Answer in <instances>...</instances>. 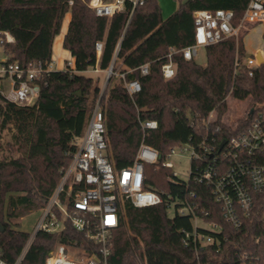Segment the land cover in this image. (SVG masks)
Listing matches in <instances>:
<instances>
[{
    "label": "trees",
    "instance_id": "16d2710c",
    "mask_svg": "<svg viewBox=\"0 0 264 264\" xmlns=\"http://www.w3.org/2000/svg\"><path fill=\"white\" fill-rule=\"evenodd\" d=\"M72 1L0 0V31L8 30L14 37L13 42L0 44L10 61L23 65L51 61L55 37L68 12L63 46L75 59V71H50L33 104L0 103V255L9 263L21 255L31 236L19 228V219L43 207L55 190L84 133L91 103L101 91L99 79L87 70H107L111 65L115 70L122 64L132 69L127 79H138L142 86L131 96L122 81L113 82L111 76L103 97L108 155L116 168L134 162L143 140L157 148L163 160L171 147L204 135L207 125H221V136L229 137L249 125L257 112L264 113V62L249 74L242 33L207 45L205 64L187 60L179 51L173 54L175 76L165 79L161 69L172 48L181 50L194 42L196 10L231 9L232 24L238 26L250 0H180L168 18L158 0H145L136 7L127 2L125 10L112 17L97 15L88 0ZM98 41L103 43L99 56ZM147 62L150 72L142 75L139 67ZM229 96L250 98L254 107L238 120L235 130L223 120ZM213 110L218 118L208 124ZM147 120H156L158 127L144 130L142 122ZM6 129L12 135L3 143ZM4 149L17 155L8 157L1 153ZM145 169L146 187L165 200L145 207L126 200L125 214L113 231L109 264H264V192L255 195L254 207L236 228L224 218L208 185L174 182L166 167L146 164ZM185 197L199 206L198 213L207 221L223 227L218 234L221 243L205 245L198 253L184 245L181 229L192 228V217L171 215L168 202ZM59 243L86 254L99 248L85 232L67 223L61 233L39 231L22 264H45ZM244 253L254 257L242 258Z\"/></svg>",
    "mask_w": 264,
    "mask_h": 264
},
{
    "label": "built area",
    "instance_id": "2783aa9c",
    "mask_svg": "<svg viewBox=\"0 0 264 264\" xmlns=\"http://www.w3.org/2000/svg\"><path fill=\"white\" fill-rule=\"evenodd\" d=\"M127 2L133 7L145 0H88L87 3L99 16L112 17L123 12ZM73 1L70 0V4ZM234 11L231 9H199L194 12V42L181 50L172 48L162 64L165 79L176 74L173 54L181 51L187 60L195 59L201 47L219 42L229 36H238L243 29L255 23H264V0H250L238 26L232 24ZM14 37L8 30L0 31V44L11 43ZM98 56L103 43H96ZM10 55L0 47V103L12 102L17 105H31L38 98L40 85L47 83L46 76L54 67L53 61H31L23 65L10 61ZM249 74L259 63L256 56L246 60ZM66 69L75 71V62L69 61ZM142 75L150 72V63L140 67ZM90 71H102L96 67ZM87 70V71H89ZM98 97L90 107L87 123L78 145L71 155L69 165L62 170L61 178L53 193L41 207L34 231L15 262L9 263L0 255V264H22L25 252L39 231L61 233L71 223L74 228L85 232L86 236L99 244L98 252L81 253L80 249L67 243H59L46 257L45 264H109L111 239L125 214L124 204L129 200L133 205L145 207L164 202L163 194L146 187V164L156 169H171L170 179L174 182L190 180L211 187L215 201L220 205L224 218L234 227L242 226L244 216H248L255 204V195L264 192V113L257 112L249 125L230 135L221 136L222 127L212 128L200 138L190 137L179 145L170 148L163 160L159 150L144 140L140 144L136 158L131 165L116 168L109 158V138L106 114L102 104L107 96L110 77L122 81L131 96L142 88L138 79H127L132 69L120 65L114 70L111 65ZM10 79V89L4 90L3 79ZM254 112V111H253ZM214 118V120L212 119ZM217 112L213 110L207 123L215 122ZM233 130L239 125H230ZM143 129L158 127L156 120L142 122ZM226 143L221 148L223 140ZM178 153L187 154L188 175L184 179L173 170L171 157ZM170 195L168 194V197ZM191 196H195L192 192ZM169 212L192 217V228H182V241L193 247L197 253L210 243H221L218 234L223 227L217 222L207 221L198 213L199 206L190 197L168 202ZM202 211V210H201ZM207 212H205V215ZM264 219V213L262 215ZM254 257L244 253L242 258Z\"/></svg>",
    "mask_w": 264,
    "mask_h": 264
},
{
    "label": "rangeland",
    "instance_id": "374dc122",
    "mask_svg": "<svg viewBox=\"0 0 264 264\" xmlns=\"http://www.w3.org/2000/svg\"><path fill=\"white\" fill-rule=\"evenodd\" d=\"M182 1H187V0H182ZM163 16L165 18H168L171 16L179 6L180 0H158ZM70 12H68L61 25V30L60 32L56 35L55 40H54V45H53V55H52V61L54 63V67H56L59 70H64L68 67L67 63L71 61L72 63L75 62L74 57L72 56L71 52L64 48L63 46V39L65 32L68 28V23L70 21ZM242 35H243V42L245 45L246 49V54L247 56L250 55H256L258 52H262L264 56V23H255L250 25L248 29H243L242 30ZM248 57H246L247 59ZM245 59V60H246ZM195 60L201 64H205L207 61V55H206V50L204 47H201L199 50V54L195 57ZM88 75H93L95 78L97 77L99 79V85L101 86V89L104 86V83L106 81L107 77V71L102 70L99 72H94L90 71L87 72ZM118 81L117 79H114L113 82ZM3 85H4V90L8 91L10 89V79L4 78L3 79ZM81 94V92H80ZM92 98V93L91 96ZM94 101V100H93ZM93 102L91 103L92 106ZM252 105H250V98L246 100H239L236 98H233L231 96L228 97V111L224 114L223 120L226 122L228 125H236L238 120L245 116L246 113L252 108ZM217 112V111H215ZM214 120V118H212ZM12 131L9 129L4 130L3 136L1 141L3 143H6L8 140L11 139ZM2 154L12 157L16 156L17 154H11L8 150H2ZM171 161L174 163L173 170L176 171L180 177L186 178L187 173H188V167H189V160L187 157V154L183 153H178L177 155L172 156ZM170 214H174V210H170ZM40 211L36 210L31 212L28 215H25L21 217L20 220V226L19 228L26 230L28 232H33L36 222L39 218ZM143 246V243H141ZM142 264H144L142 262Z\"/></svg>",
    "mask_w": 264,
    "mask_h": 264
},
{
    "label": "water",
    "instance_id": "95a60500",
    "mask_svg": "<svg viewBox=\"0 0 264 264\" xmlns=\"http://www.w3.org/2000/svg\"><path fill=\"white\" fill-rule=\"evenodd\" d=\"M256 58L258 60V63H263L264 62V57L263 55L261 54V52H258L256 54ZM80 93V92H79ZM254 111V107L251 109V113ZM226 143V139L222 141L220 147L222 148L224 146V144Z\"/></svg>",
    "mask_w": 264,
    "mask_h": 264
},
{
    "label": "crops",
    "instance_id": "0c3cea01",
    "mask_svg": "<svg viewBox=\"0 0 264 264\" xmlns=\"http://www.w3.org/2000/svg\"><path fill=\"white\" fill-rule=\"evenodd\" d=\"M70 18H71V16H70ZM69 24V23H68ZM68 29V28H67ZM66 32H67V30H66ZM66 32H65V34H66ZM65 36V35H64ZM64 40V39H63ZM54 45V44H53ZM261 54H262V52H261ZM263 55V54H262ZM264 57V56H263ZM87 72H90V70L89 71H87ZM86 72V73H87Z\"/></svg>",
    "mask_w": 264,
    "mask_h": 264
}]
</instances>
